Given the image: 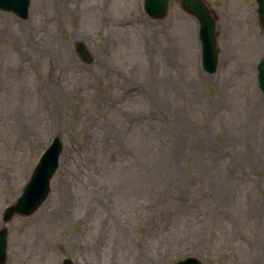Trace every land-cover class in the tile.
Listing matches in <instances>:
<instances>
[{
  "label": "rangeland",
  "instance_id": "rangeland-1",
  "mask_svg": "<svg viewBox=\"0 0 264 264\" xmlns=\"http://www.w3.org/2000/svg\"><path fill=\"white\" fill-rule=\"evenodd\" d=\"M206 1L214 73L182 0L161 19L144 0H31L25 19L0 9L6 264H264V27L257 0ZM56 136L50 194L5 222Z\"/></svg>",
  "mask_w": 264,
  "mask_h": 264
},
{
  "label": "water",
  "instance_id": "water-1",
  "mask_svg": "<svg viewBox=\"0 0 264 264\" xmlns=\"http://www.w3.org/2000/svg\"><path fill=\"white\" fill-rule=\"evenodd\" d=\"M170 0H144L146 13L152 18L166 17ZM31 0H0V9L12 11L25 19L29 15ZM183 7L195 15L200 21V39L202 42L203 67L208 72H215L219 63V47L216 35L217 16L205 0H183ZM258 19L264 27V0H258ZM78 51L90 60L86 46L79 42ZM258 83L264 91V58L258 64ZM63 142L59 136L51 141L35 165L29 181L16 201L5 209L4 221H10L16 214L27 216L33 214L46 200L51 191V180L60 164ZM8 228L0 229V264L7 262ZM62 264H74L70 257H66ZM175 264H203L199 259L188 256Z\"/></svg>",
  "mask_w": 264,
  "mask_h": 264
},
{
  "label": "bare ground",
  "instance_id": "bare-ground-1",
  "mask_svg": "<svg viewBox=\"0 0 264 264\" xmlns=\"http://www.w3.org/2000/svg\"><path fill=\"white\" fill-rule=\"evenodd\" d=\"M83 44L85 45V43H83ZM52 67H53V66H49V67H48V68H49V70H51V69H52Z\"/></svg>",
  "mask_w": 264,
  "mask_h": 264
}]
</instances>
